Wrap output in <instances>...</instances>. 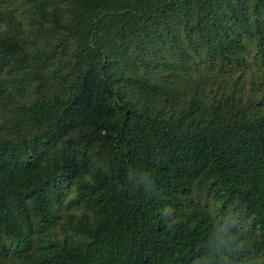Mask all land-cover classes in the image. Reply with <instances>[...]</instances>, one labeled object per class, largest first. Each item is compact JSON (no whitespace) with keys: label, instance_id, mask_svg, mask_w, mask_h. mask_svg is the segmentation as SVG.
Here are the masks:
<instances>
[{"label":"trees","instance_id":"1","mask_svg":"<svg viewBox=\"0 0 264 264\" xmlns=\"http://www.w3.org/2000/svg\"><path fill=\"white\" fill-rule=\"evenodd\" d=\"M0 264H264V0H0Z\"/></svg>","mask_w":264,"mask_h":264},{"label":"clouds","instance_id":"2","mask_svg":"<svg viewBox=\"0 0 264 264\" xmlns=\"http://www.w3.org/2000/svg\"><path fill=\"white\" fill-rule=\"evenodd\" d=\"M127 186L132 191H135L140 188H143L145 190H151L154 187V178L151 172L148 170L132 169L128 173ZM169 209L170 208H166L161 213V215L162 216L167 215Z\"/></svg>","mask_w":264,"mask_h":264}]
</instances>
